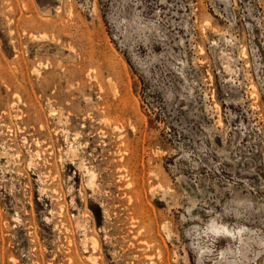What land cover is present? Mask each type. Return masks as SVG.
Wrapping results in <instances>:
<instances>
[{
  "label": "rangeland",
  "instance_id": "1",
  "mask_svg": "<svg viewBox=\"0 0 264 264\" xmlns=\"http://www.w3.org/2000/svg\"><path fill=\"white\" fill-rule=\"evenodd\" d=\"M0 264H264V0H0Z\"/></svg>",
  "mask_w": 264,
  "mask_h": 264
},
{
  "label": "bare ground",
  "instance_id": "2",
  "mask_svg": "<svg viewBox=\"0 0 264 264\" xmlns=\"http://www.w3.org/2000/svg\"><path fill=\"white\" fill-rule=\"evenodd\" d=\"M92 177H93V176H92ZM92 183H93V182H92ZM15 219H16V218H15ZM221 230H226V229H225V228H221V229H220V228H217V229H214L213 231H214L216 234H221V233H220ZM95 245H96V244H95ZM93 259H95V258H93ZM95 262H96V261H95Z\"/></svg>",
  "mask_w": 264,
  "mask_h": 264
}]
</instances>
